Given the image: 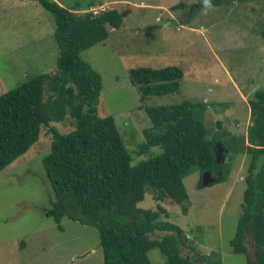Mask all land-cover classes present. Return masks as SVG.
Segmentation results:
<instances>
[{"label": "rangeland", "instance_id": "rangeland-1", "mask_svg": "<svg viewBox=\"0 0 264 264\" xmlns=\"http://www.w3.org/2000/svg\"><path fill=\"white\" fill-rule=\"evenodd\" d=\"M59 1L82 7L90 0ZM103 1L93 0L94 9L116 7L124 26L109 29L104 42L82 51L80 57L101 75L98 114L114 118L132 164L161 152L159 146L138 152L145 142L143 130L151 126L143 106L200 101L207 127L214 129L220 119L230 134L245 137L248 101L255 90H264V0H232L210 9L199 7L197 0H128L130 5ZM177 4L183 6L176 8ZM54 27V16L36 1L0 0V95L33 74L56 70L59 48ZM171 65L183 70L180 89L142 102L129 70ZM51 126L68 132L74 120L67 113ZM51 142L50 128L42 126L38 140L0 172V264H104L96 226L67 217L58 224L46 215L54 193L42 158ZM248 159L245 152L236 153L231 165L226 163V179L211 185H198V169L183 177L188 193L185 213L166 198H154L150 190L138 206L163 207L168 215L161 213L159 219L181 227L198 254L217 251L222 264H247L245 254L231 250L230 240L241 214ZM246 243L254 258L248 236ZM184 253L199 264L194 251ZM148 256L152 264L165 261L158 248Z\"/></svg>", "mask_w": 264, "mask_h": 264}, {"label": "trees", "instance_id": "trees-1", "mask_svg": "<svg viewBox=\"0 0 264 264\" xmlns=\"http://www.w3.org/2000/svg\"><path fill=\"white\" fill-rule=\"evenodd\" d=\"M34 1L54 16L59 48L56 70L33 74L0 95V172L23 156L38 140L42 126H48L52 142L42 164L54 199L46 215L58 224L67 217L96 226L104 264H152L148 252L153 248L164 256L162 264H195L185 249L195 252L199 264H222L219 252L198 254L181 227L160 220L161 213L168 215L163 207L143 209L138 203L150 190L154 198H166L185 213L188 193L183 177L198 169L201 175L210 171L214 183L221 182L229 173L226 163L231 165L236 153L245 152L249 159L241 214L230 245L233 252L245 254L247 264H264V90H255L248 101L250 124L241 138L222 128L220 119L214 129L207 127L200 101L143 106L151 126L143 130L145 142L138 152L151 146H159L161 152L132 164L114 118L98 114L101 75L80 57L82 51L104 42L109 28L122 26L121 13L108 7L93 15L56 0ZM231 1L211 3L220 6ZM197 2L204 7L203 0ZM261 36L264 42V29ZM183 76L176 65L129 70L142 102L177 92ZM67 113L74 120L73 129L60 132L51 126L63 121ZM217 143L223 162L216 160ZM247 236L255 249L254 258Z\"/></svg>", "mask_w": 264, "mask_h": 264}, {"label": "crops", "instance_id": "crops-1", "mask_svg": "<svg viewBox=\"0 0 264 264\" xmlns=\"http://www.w3.org/2000/svg\"><path fill=\"white\" fill-rule=\"evenodd\" d=\"M57 2H59L60 4H62V5H64L61 1H59V0H56ZM117 2H119V3H121V4H126V5H130V2L128 1V0H104L103 1V3L102 4H117ZM144 6H146V8H150L151 7V5L150 6H148L147 4H143ZM76 7V9H75V11H78V12H85V11H89V9H93V8H96L95 7V4L93 3V0L91 1H89V2H87L84 6H82V7H80V6H75ZM171 17V16H170ZM186 21H188V20H186ZM182 22H185V21H182ZM145 23V22H144ZM122 26H124V23L122 24ZM121 26V27H122ZM180 26H181V24H180ZM120 27V28H121ZM109 29H112V28H109ZM227 73H228V71H226ZM228 75H229V73H228ZM229 77H230V75H229ZM234 83V85H235V87H236V84H235V82H233ZM238 89V87H236V90ZM246 100V99H245ZM248 122H247V127H248V125L250 124V113H249V107H248ZM246 130H247V128H246ZM245 135H246V133H245Z\"/></svg>", "mask_w": 264, "mask_h": 264}, {"label": "water", "instance_id": "water-1", "mask_svg": "<svg viewBox=\"0 0 264 264\" xmlns=\"http://www.w3.org/2000/svg\"><path fill=\"white\" fill-rule=\"evenodd\" d=\"M221 145L219 143H217L216 145V160L220 159V155H221ZM221 162H223V158L221 159ZM215 181V177L212 175V173L210 171H204L201 175V180L200 183L203 186H207L208 184H212ZM254 264V263H253Z\"/></svg>", "mask_w": 264, "mask_h": 264}, {"label": "clouds", "instance_id": "clouds-1", "mask_svg": "<svg viewBox=\"0 0 264 264\" xmlns=\"http://www.w3.org/2000/svg\"><path fill=\"white\" fill-rule=\"evenodd\" d=\"M203 4H204V7L206 9H210L213 7L212 3H211V0H203ZM105 10V9H104Z\"/></svg>", "mask_w": 264, "mask_h": 264}, {"label": "built area", "instance_id": "built-area-1", "mask_svg": "<svg viewBox=\"0 0 264 264\" xmlns=\"http://www.w3.org/2000/svg\"><path fill=\"white\" fill-rule=\"evenodd\" d=\"M100 10L103 11L104 8L101 7ZM100 10L97 11L96 9L93 8L91 11H92V14H93V15H96V14H98L99 12H101Z\"/></svg>", "mask_w": 264, "mask_h": 264}, {"label": "flooded vegetation", "instance_id": "flooded-vegetation-1", "mask_svg": "<svg viewBox=\"0 0 264 264\" xmlns=\"http://www.w3.org/2000/svg\"><path fill=\"white\" fill-rule=\"evenodd\" d=\"M195 264H197V263L195 262Z\"/></svg>", "mask_w": 264, "mask_h": 264}]
</instances>
